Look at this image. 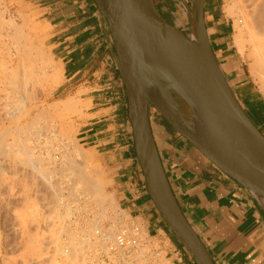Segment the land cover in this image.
Segmentation results:
<instances>
[{"label":"water","instance_id":"obj_1","mask_svg":"<svg viewBox=\"0 0 264 264\" xmlns=\"http://www.w3.org/2000/svg\"><path fill=\"white\" fill-rule=\"evenodd\" d=\"M93 2L107 26L148 196L193 263L215 264L174 195L149 120L152 107L222 173L264 198V133L236 97L212 51L199 22L203 0H191L187 8L190 35L168 19L156 0Z\"/></svg>","mask_w":264,"mask_h":264},{"label":"crops","instance_id":"obj_2","mask_svg":"<svg viewBox=\"0 0 264 264\" xmlns=\"http://www.w3.org/2000/svg\"><path fill=\"white\" fill-rule=\"evenodd\" d=\"M156 2L165 13L163 3ZM33 3L39 22L48 30L53 54L63 63L65 90L79 93L86 107L83 137L112 170L119 207L150 235L168 242L173 264H194L170 234L144 186L107 26L93 0ZM150 125L174 195L215 264H264V205L259 198L174 129L167 131L163 123L157 128L151 121Z\"/></svg>","mask_w":264,"mask_h":264},{"label":"rangeland","instance_id":"obj_3","mask_svg":"<svg viewBox=\"0 0 264 264\" xmlns=\"http://www.w3.org/2000/svg\"><path fill=\"white\" fill-rule=\"evenodd\" d=\"M31 1L30 0H0V46H1L0 47V65L3 68L2 69L0 66V96H1L0 97V131L4 128L15 127L18 124L19 125L25 124L26 122L30 121L31 118H35V120L38 121L39 124L37 123V127H38V125H40V127L42 126L41 129L44 127L45 131L43 129L42 131L40 130L41 133L39 132L43 136H41L39 133L36 135L33 134L32 135L33 137L31 135L29 136L30 133L26 130V132L24 131L25 134H24V132H21L19 134L20 138H17V136H15V135L14 136L8 135L6 137V139L9 142H11L13 139L12 143H14V140H15L11 154H12V156H14L13 151L15 153L17 150L16 153H18V154L15 153V155L17 157L20 155V157H21V159H20V157H18V159L16 161H18V160L24 161V158L27 154V151L29 152L28 153L29 156L33 157V158H35V157L37 158L36 155H38V154L42 155V157H43L42 160L44 159V161L41 160V162H37V159H36L35 167H37L36 170H38V167H40V166H41L43 171L46 170V171H44L45 173L43 172V174H45L46 176L42 177L41 175L40 176L38 175L39 178H37V180L35 179V184L33 186H35V185L39 186L42 183L43 185H41V186H44V188L42 189L41 186H39L42 189V190H40V192H42V194H43L44 190L45 191L47 190V192H44L45 193L44 195L39 194V192L37 193V191H39L40 188L38 190L37 189L35 190L34 188H37V187H33L32 183H29V186H25V184L28 183V181L34 182V180L28 178V176H31V174L34 173L33 170H31L32 171V173H31L29 170L26 171V169H24L25 167L28 169L34 168V167H32V164L25 162L27 164L26 165L23 161H20V162L24 163V166L26 165L24 167L22 165V163L19 164V162H17L19 164L18 165L14 160H12V163L15 162L17 165H15V163H14V165L13 164L10 165L6 161H5V163H2L3 160H10L11 161V158L16 159V156L11 157L10 159H9V157L11 156L10 154H9L10 156H7V157L6 156L0 157V166H1V168L3 167V169L5 168L4 169L5 171H2V169H1V175L3 176V173L7 174V175H9V173H10V175H11L14 172H15L14 175H17V173L20 175V173H21L22 178H20L19 175H17V178L13 175L15 179H12V180L10 179L12 181V183L16 184L13 182V180L16 181V179H18V181H19V178H20V182H22V180L24 181V179H25L27 182L24 184V187H27L28 190L32 187L30 190L33 191V189H34L35 193H37L39 196L34 195L35 193H33L30 190H29V193H32V194L27 193L26 188H25L26 190L25 189L23 190V185H22L23 182L22 183L19 182V183L21 185L20 190L22 188L23 191L22 190L21 191L24 193L22 194V192L20 190L17 192H19V195L21 193L23 196H24V194H27V196L32 195L31 197H33V198H31V197H28V198H30V200L32 199L34 202H36V199L39 197L38 200L41 199L40 200L41 204L38 203L39 201L36 204L38 207H39V205H40V207H41V205L43 206L44 211H46L44 213L47 217L42 213L43 212L42 207L39 208L41 211V214L44 215L43 217L48 218L52 213L51 208L49 207L50 203H47V202H51L49 200L50 197L47 196L48 193H49V196L54 197L56 193L57 194H61V193L66 194V191H67L64 188L66 187L67 182H68V178L66 179V177L68 175L65 171H61V173H60V171L58 172V170L60 169V168H58V166H59L58 164H60V161H62L61 156H62L63 152L65 151V149L67 151H69V149H70V153L72 156L74 155L72 153H74L75 151L79 152L81 154L83 153V154H85L83 157V161L79 160V159L75 160V158L73 157L74 164L79 165L81 163L80 167H82V169H84V170L86 169L90 175L93 174L92 177H94L95 179L103 181V183H104L103 193H104V195L107 196L109 203H111L110 207H108V210H107L108 216L112 217L114 220H119L121 218L122 222H124L122 224L129 225L132 222H135L136 218L130 216L126 210H123L119 207V204L116 200V196H115V192H114L115 185H114V175H113L112 170L109 167H107V164L100 159V155L95 154L88 147V143H86L87 140L83 137L84 133L82 131L88 126V124L85 123L86 120L84 117V110H86V107H85L84 103L80 100V94L79 93L75 95V93H71V92H68L65 90V88L68 85V82L65 81L66 76L64 74L63 63L59 60V58H57L53 54V51L51 49V42L49 40L48 30L46 27L41 25V23L39 22L38 15H37V12L35 9V4L33 3V5H32ZM160 1L163 3V5L166 9L165 14L167 15L168 19L171 20L172 22H174V24L177 25L178 27H180L183 31H185V33L190 35L188 32V16H187V12H186L184 5L180 4L179 0H160ZM185 1L188 4H190L191 0H185ZM206 3H207V7L205 9V26H206L208 35L210 37L209 42H210V46L214 52V55L219 62L220 68L221 67L224 68L223 69L225 71L224 75L227 78V80H228L231 88L233 89L236 97L242 103L243 107L245 108L246 112L251 117V119L254 121V123L264 133V112L261 113V115H259V116H255V114H254V112L256 113L261 108H264V92L259 88L258 80H256L255 77H253V75L251 74V72L249 70L250 59L245 57L244 55H242L239 52V50H237V45L234 42L233 38H234L235 28H233V26H232L233 25V23H232L233 17L231 15H229V12L225 11V8H224L227 5L231 4V0H212V1L206 0ZM221 29H222V31H220ZM211 32H213V34ZM29 43L32 46L34 45V47L31 48L32 46L31 45L29 46ZM24 45L25 46L28 45L30 48H28L27 46L24 47ZM22 47H24L25 49L27 48L28 51ZM36 47H37V49H36ZM24 51L29 52V54L27 53L28 56L30 57V59L27 58V59H29L28 62H26L25 61L26 59H24V57H23ZM38 54H39V56H38ZM20 55H22V56H20ZM19 56L23 57V59H24L23 64H21L23 59L20 58ZM24 56H26L25 53H24ZM28 56H26V57H28ZM25 62L27 64L29 63L30 65H32L33 69H31L32 67L31 68L27 67V66L25 67L24 66V65H26V64H24ZM39 63L42 65H40ZM29 64H28V66H30ZM52 66L54 67V69L52 68ZM22 67H24L25 70H23ZM16 68H18L17 73L15 72ZM19 68H21V69H19ZM27 68H30V70H33L32 75H33V72L35 73V76L30 75L31 79H32V77H34L33 80H35V82H33L31 79H29V81L27 80L28 78H30V76L27 73H31L30 71H28L29 69H27ZM34 68H36V69L34 70ZM8 69H9V71H8ZM12 71L14 73L12 77H14V75H17V74H19V75H17V76H19V78H21L24 75L26 76V74L29 76L28 78L26 76V81H27L26 85H25L26 81L23 79V77H22V80L18 79V81L20 80L21 82H24L23 83L24 87L25 86L26 87L24 88L22 85V88H24V90H23L24 92H22V90H20L21 93L19 94V90H18V93L16 91L17 95H14L16 93L10 87V83H9L10 82L9 80H11L10 79L11 75H9V74H11ZM20 71H22L21 73L23 75L21 73H19ZM23 71H25V72L23 73ZM39 72H40V74H39ZM52 72L55 75H52ZM5 76H8L9 79H8V77L6 78ZM17 76H15V77H17ZM50 76H54L55 78L54 77L53 78L55 80L53 81L52 80L53 78L51 77V80H52V82H51ZM2 78L5 80H3ZM6 79H7V81H6ZM27 89H29V90H27ZM28 91H29V93H28ZM31 91H33V92L31 93ZM25 92L27 94L31 93V95L28 96ZM22 93H24V95H26L25 97L28 96L27 98L23 97V98H25L23 100H25L27 102L25 104H23L24 106H22V109L21 108L17 109L18 112L16 114V111H14L13 108H17L19 106L18 104H20V102H18L17 100H18L20 95L23 96ZM18 94H19V96H18ZM20 99H19V101H20ZM66 101L69 102V105L67 106L68 108H64L62 106V104ZM13 113H15L16 115L15 114L13 115ZM11 115H13V116H11ZM35 116H37L38 118H36ZM149 119L154 124L155 128H157V126L160 125V123L161 124L163 123L164 124L163 126H165V129L167 131L173 132V128L152 107H149ZM42 132H44V133L42 134ZM23 136H25V137L22 138ZM27 136L31 139L30 140L28 138L29 139L28 145L30 147L32 145L37 146V147L32 146L31 147L32 150H30V148H28L27 150L23 149L24 151H26V153L24 154L23 150H21L22 146L18 147L19 145H21V142H17L18 141L17 139H21V138L25 139ZM34 138L37 139V141L40 144H36L38 142ZM38 138H40V139L38 140ZM10 139H11V141H10ZM60 139H61V143H59ZM46 141H48V142H46ZM31 143H33V144H31ZM16 144H17V147H16ZM57 144H59V145H57ZM62 145H63V147H62ZM73 146L76 148V150H75V148H73ZM14 147H16V148H14ZM19 148H20V150H19ZM14 149H16V150H14ZM18 151H20V152H18ZM32 151H34L36 153L38 151V153L37 154L34 152L32 153ZM22 152L24 154V157L22 156L23 154L21 155ZM50 156H52V157H50ZM86 156H87V158H86ZM1 158H4V159L2 160ZM50 158H52L53 160ZM85 158L88 160H86ZM47 159H49V160H47ZM50 160H52L51 163H50ZM78 161H81V162H78ZM1 163L4 165H2ZM9 163H11V162H9ZM41 163H43L42 165H45L46 169L44 167H42V165L39 166V164H41ZM6 164H8V165H6ZM28 164L31 165V166H29L30 168L27 167ZM82 164L85 166H83ZM21 165L23 166L22 167L23 169L21 168ZM53 165H54V167H53ZM89 165H90L91 169L89 168ZM18 168H21L22 172ZM52 168H55V169H52ZM56 168H57V170H56ZM92 168H94V169L92 170ZM17 170H19L20 172L19 171L16 172ZM48 170H50V172H47ZM28 172H30V174ZM46 172L48 173V176H47ZM55 172H56V174H54ZM62 172L64 174V177H65V173H66V177L64 179H60V177L63 178ZM49 173H51V174H49ZM7 175H5L3 177L0 176V179L2 180V182H4L3 179L6 180L8 178ZM23 175L24 176L26 175L28 180ZM34 175L36 177L37 173L32 174V176H34ZM49 175L53 177L52 178L53 180L52 179L51 180L54 181V183L51 182V180H50V182H47V181H49V177H50ZM13 176L11 175V177L9 176V178H13ZM35 177H32V178H35ZM44 177H46V179H47V180L44 179L46 181L45 183L46 184L50 183L48 187H46L48 184L44 185V181L43 182L41 181L42 180L41 178H44ZM8 179H7V181H8ZM39 180H40V184L37 183V182H39ZM64 180L66 183L63 182ZM11 181H8V183H11ZM18 181H16V182H18ZM12 183H11V185H12ZM51 183H53V184H51ZM30 184H31V187H30ZM7 185L11 187L10 184H7ZM16 185H19V184L17 183ZM26 185H28V184H26ZM51 185L53 187H51ZM56 185H58L59 187L57 186V188H55ZM10 187L8 188V192L12 191L13 193H11V194L14 196V193H16L15 192L16 189H14V188H17L18 186H16V187H15V185L12 186V187H14L13 188L14 191ZM50 188H55V189H57V191H60V193L54 189L55 191L52 190L53 195H51L52 193L50 191L51 190ZM2 191H4V190H2ZM54 192H56V193H54ZM16 194H18V193H16ZM35 197H36V199H34ZM42 197H44V198L42 199ZM113 197L115 198L114 205H112L113 201H114ZM51 200H52V198H51ZM43 202H45L46 204ZM11 204H13V203H11ZM18 204L19 203H17L16 205H18ZM11 206H13V205H11ZM15 207H16V209L19 208V207L17 208V206H15ZM46 207L48 209L50 208L49 210L51 212L49 210L47 211ZM19 209H21V206ZM113 214H114V216H113ZM80 216L81 217L82 216L83 217H87V216L92 217L93 212L88 211V212H86V215L84 213ZM82 219H84V218H82ZM6 222H7V224H6L7 230H8V228H9V230H11V231L8 230L6 232H8L9 234L11 233L10 237L13 239L14 242L16 241L15 239H17L18 236L13 238L12 235L15 233L14 236H16V234L18 233L19 239L17 241L20 240L18 242V244L20 242L22 244L23 239L20 237V231H18V232L14 231L13 232L12 227L14 225L12 224V220L8 219ZM26 222L28 224V221H26ZM108 222L110 223V218L105 219L102 222V224H105V225L109 224ZM10 224L12 225V227ZM19 226L20 225H18V228H19ZM28 226H29V224L27 225V228L24 229L25 231H26V229H28ZM119 226L120 225L116 226V230L119 228ZM31 227L32 226H29V230L26 232L24 231V234L29 233ZM44 227L46 228V230H42L43 232L44 231L45 232L42 233L41 235H42V238H44V240H46L47 237H49L48 236L49 233L51 234L52 232H49V231H51V229H48L49 226H44ZM141 227H142L141 228L142 235L146 236V241L144 244V245H146V247L143 246L144 248H141L142 249L140 252L141 254L139 253L140 255L137 256V259L136 258L133 259L134 260L133 264H140V263L144 264V262H149V264H150L152 261H153L152 262L153 264H154V262H155V264H170V262H168V259L165 256L166 247L168 246V242L163 243L162 241H160L155 236H152V235L147 236L148 233L146 231V228L144 226H141ZM31 231H33V229H31ZM8 233H7V237L9 235ZM60 235H61V237L59 236L60 239L63 238L62 240H60V242L63 241V245H64V243L66 241L65 240L66 236H65V234H62V233ZM62 235H63V237H62ZM86 237H88V236L86 235ZM11 238L9 239V237H8L7 241L9 242L11 240V242H13ZM173 238H175V237L173 236ZM21 244L18 245L19 248H17V251L19 250V252L16 251L17 253L15 256H17L18 253L21 254V251H22L21 248H23V245H22V247H20ZM44 250H45V252L46 251L48 252L49 248L44 249ZM49 252L46 253V255L51 253V252L50 253ZM20 254H18V256ZM59 258L60 257H58V260H59ZM87 260H86L87 264H90L91 261L88 260L90 262L89 263ZM138 260H140V261L138 262ZM143 260H145V261L142 262ZM93 263H91V264H93ZM39 264H41V262ZM43 264H45V262Z\"/></svg>","mask_w":264,"mask_h":264},{"label":"bare ground","instance_id":"obj_4","mask_svg":"<svg viewBox=\"0 0 264 264\" xmlns=\"http://www.w3.org/2000/svg\"><path fill=\"white\" fill-rule=\"evenodd\" d=\"M179 1H180V4L184 5V7L186 9V12H187V8H188L189 4L185 0H179ZM206 7H207L206 0H203V15L201 14V16L199 17V22H200L201 25H202V23H204V26H205V9H206ZM224 8H225V11H228L229 12V15H231L233 17V21H232L233 25L232 26H233V28H235V33H234V38L233 39H234V42L237 45V50H239V52L242 55H244L245 57H247V58L250 59V61H249L250 62L249 63V70H250L251 74L253 75V77H255L256 80H258V83H259L258 86H259V88L264 92V0H231V4L230 5H227ZM189 13L192 16V14H193L192 8L189 9ZM187 16H188V14H187ZM205 29H206V26H205ZM211 33L213 34V32H211ZM206 35H207L208 41H209L210 37L208 35L207 29H206ZM193 41H194V43L197 44L195 29H193ZM30 45L31 44L29 43V46ZM26 46L28 48H30L28 45H26ZM26 46L24 45V47H26ZM24 47H22V48H24ZM33 47H34V45L31 48H33ZM36 49H37V47H36ZM25 50H27V48ZM192 52H195V51H192ZM24 53H25L26 56H28V54H29V52H25V51H24ZM24 53H23V57H24V59H26L25 61L28 62V60L30 59V57L29 56L28 57L24 56ZM195 54H198V53H195ZM20 56H22V55H20ZM38 56H39V54H38ZM23 57H20V58L23 59ZM199 57L204 58V54H202V52H200L199 53ZM27 58H29V59H27ZM24 59H23V61H22L21 64H23ZM26 62L24 63V64H26L24 66L25 67L27 66V67H30L31 68L32 65H30L28 63L30 65V66H28V64ZM40 65H42V64H40ZM1 68H2V66H1ZM30 68H27V69H29L28 71H30L31 73H27V74L29 76L30 75L31 76H33V75L35 76V73L34 72H33V75H32V71L33 70H30ZM52 68L54 69L53 66H52ZM17 69L18 68H16V71H15L16 73L18 71ZM19 69H21V68H19ZM22 69L25 70L24 67H22ZM31 69H33V67ZM35 69L36 68H34V70ZM8 71H9V69H8ZM21 72L22 71H20L19 73H21ZM24 72L25 71H23V73ZM13 74H14L13 71H12L11 74H9V75H11V77H10L11 80H9L10 81L9 82L10 83V87L15 91V93H16V91L18 93V90H19V94H20L21 93L20 90H22V92H24L23 90H24V88L26 86L24 87V84H23L24 82H21L19 80L21 82L20 83L18 81V79H21L22 80V77H23V79L26 81V76H27V78L29 76L26 74V76L24 75L21 78H19V76H17L19 74L14 75V77H12ZM39 74H40V72H39ZM52 75H55V74H53V72H52ZM15 76H17V77H15ZM31 76H30V78L27 79L28 81H29V79H31ZM5 77L7 78L8 76H5ZM51 77L53 78L54 76H50V80H51ZM33 78L34 77H32L31 80L33 82H35V80H33ZM54 78L52 79L53 81L55 80ZM8 79H9V77H8ZM3 80H5V79H3ZM52 80H51V82H52ZM6 81H7V79H6ZM26 83H27V81L25 82V85H26ZM22 85H23L24 88H22ZM27 90H29V89H27ZM32 92L33 91H31V93ZM17 93L14 94V95H17ZM28 93H29V91H28ZM31 93L30 94H27L26 93V94L29 96V95H31ZM19 94H18V96H19ZM22 94H23V96L20 95L19 98H18V100H17L18 102H20V104H18L19 106L17 107L15 105L17 108H13L14 111H16V114L18 112L17 109H19V108L22 109V106H24L23 104H25L27 102V101H25L23 99L27 98L28 96L25 97L26 95H24V93H22ZM23 97H25V98H23ZM19 99H20V101H19ZM68 105H69V102H67V101L62 104V106L64 108H68L67 107ZM263 112H264V108H261L256 113L254 112V114H255V116H259ZM14 114L15 113H13V115ZM13 115H11V116H13ZM35 117L38 118L37 116H35ZM37 123H38V121L35 120V118H31V120L28 121V122H26L25 124H22V125H19L18 124L15 127H9V128L2 129L0 131V157L1 156H6L7 157V156H10L11 155L9 157V159H10L11 157L16 156L15 155V153L17 152L16 149H14V150H16L15 153L13 151V155L14 156H12V154H11L12 153V148L14 146L13 144L15 143V140H14V143H12L13 139H12V141L10 139L11 142H9L6 139V137L8 135L9 136L10 135L11 136L12 135L13 136L15 135V136H17V138H20L19 137V134L21 132H24V131L26 132V130L30 133V134L28 133L29 136L30 135L32 136L33 134L36 135L39 132L41 133V131L44 129V127L42 129H41L42 126L40 127V125H38V127H37ZM44 131H45V129H44ZM25 132H24V134H25ZM43 133L44 132H42V134ZM41 136H43V135H41ZM24 137L25 136H23L22 138H24ZM22 138L21 139H17L18 140L17 142H21V145H19L18 147H21L22 146L21 147L22 148L21 150H23V149L27 150L28 148H30V150H32L31 147L33 145L31 147L28 145V140L30 138L28 136L25 139H22ZM39 139L40 138H38V140ZM35 140L37 141V139H35ZM46 142H48V141H46ZM59 143H61V139H60V142ZM17 144H16V147H17ZM31 144H33V143H31ZM36 144H40V143L38 142ZM57 145H59V144H57ZM16 147H14V148H16ZM33 147H37V146H33ZM62 147H63V145H62ZM73 148H75V147L73 146ZM19 150H20V148H19ZM75 150H76V148H75ZM18 152H20V151H18ZM23 152H24V154L26 153V151H24V150H23ZM23 152L21 153V155L23 154ZM33 152L34 151H32V153ZM28 153L29 152L27 151V154H26V156L24 158V161L23 160H20V161H23L24 163L25 162H28V163L32 164V167H34L35 169L34 168L28 169V168L25 167L27 165L26 163H25L26 165L24 166V163L23 162H20L19 160L16 161L18 159V157H20V155L18 157L16 156V159L15 158H13V159L11 158V161L10 160H3L5 157L4 158H1L3 160L2 163H5V161H6L10 165H12V164L14 165L15 162L16 163L19 162V164L22 163V165L25 167L24 169H26V171L29 170L32 173L31 170H33V172L35 174L37 173V175H36V177H35V175L32 176V174H34V173H32L31 176H28L27 175L28 178L34 180V182L28 181V183H26L27 181L24 179L25 182L22 180V182H23L22 183V182H20V178H22V175H21V173H20V175L17 173V175H19L20 178H19V181H18V179H16V181H18V182H16L15 180H13L14 183H16V184L18 183L19 184V185H16V184H13L12 181H11L12 179H15L14 176L17 178V175H14L15 174L14 171H13L14 173L12 172L13 174H11L12 176L14 175L13 178H9V176L11 177L10 173H9V175H7V174H4L2 172L3 173V176L7 175V177L9 178V179L8 178L7 179H8V181H11L12 185H11V183H8L7 179L6 180L3 179L4 182H2V180L0 179V264H28V263L29 264H39L40 262H41V264H43L44 262H45V264H47V263L48 264H87L86 260L88 258H89L88 260H90L91 263L94 262L93 264H103L102 261L98 258L99 252L107 251V246H108L109 242L113 240L114 235L116 233V226L120 225V226L124 227L125 224H122L124 222H122L121 218L119 220H114L112 217H109L108 216L107 210H108V207H110L111 203H109V200L107 199V196L104 195V193H103V187H104L103 181L95 179L94 177H92L93 174L90 175L87 172L86 169L85 170L82 169V167H80V164L81 163L79 165L78 164H74L73 157L75 158V160L76 159L77 160L79 159V160H82L83 161V157H84L85 154L82 153L83 154L82 155L81 153L75 151L74 153H72V154H74L72 156L71 153H70V149H69V151H67L65 149V151L63 152V154L61 156L62 157V161H60V164H58L59 166L57 164L56 165L58 166V168H60L58 170V172L60 171V173H61V171H65L67 173V175H68L66 177V173L64 172L66 179L68 178L67 185L64 188L67 191H66V194H63V193L57 194L56 192H54V193L57 194V195L55 194L54 197L49 196V193H48L47 196L50 197L49 200L51 202H47V203H50V206L49 207L51 208L52 213H51L50 216L48 215L49 216L48 218H46L47 216L44 213L46 211H44L43 206L41 205V207L43 208V212L42 213L46 217H43L44 215L41 214V211L39 209V208H41L40 205L38 207L37 204H36L38 201H39L38 203L41 204V201H40L41 199L38 200L39 197L36 199V197H37L36 196L34 198V199H36V202H34L32 199H31L32 200L31 201L30 198H28V197H31L32 195H30V196H27V194H24V196L22 195L24 193L22 191L25 188L27 189V187H24V184L25 183L28 184V185L25 184V186H29V183H32V186H33L35 184V179L37 180V178H39L38 175L39 176L41 175L42 177L43 176H46L45 174H43V172L46 171V170L43 171L42 168H41V166H40L43 163L39 164L40 167H38V170H36L37 167H35V165H36V162H35L36 159H37V162H41V160L43 158L42 155L40 154L41 155L40 156L38 154V155H36L37 158L36 157L33 158V157H30ZM34 153H36V152H34ZM37 153H38V151H37ZM16 154H18V153H16ZM24 154L22 155L23 157H24ZM50 157H52V156H50ZM86 158H87V156H86ZM20 159H21V157H20ZM50 159H52V158H50ZM12 160H14L15 162L12 163ZM47 160H49V159H47ZM52 160H50V163H51ZM86 160H88V159H86ZM42 161H44V159ZM9 162H11V163H9ZM78 162H81V161H78ZM16 163H15V165L18 164V163L17 164ZM8 164H6V165H8ZM2 165H4V164H2ZM22 165H21V168L23 167ZM29 166H31V165L28 164L27 167H29ZM83 166H85V165H83ZM42 167L45 168V165H42ZM53 167H54V165H53ZM21 168H18V169L21 170ZM89 168H90V165H89ZM1 169H2V171H5L4 170L5 168L3 169V167L1 168V166H0V176H2L1 175ZM52 169H55V168H52ZM93 169L94 168H92V170ZM50 170H48L47 172H50ZM56 170H57V168H56ZM18 171L19 170H17L16 172H18ZM21 172H22V170H21ZM30 172H28V173L30 174ZM47 172H46V174L48 176V173ZM51 173H49V174H51ZM54 174H56V172ZM62 175L61 176L63 178L60 177V179H64L65 178L63 172H62ZM24 177L27 179L26 175ZM32 177H35V178H32ZM50 177H49V181H47V182H50V180L53 178L52 176H50ZM41 179H42L41 180L42 182L44 181V185H45L46 184L45 183L46 182L45 180H47L46 177L41 178ZM52 180H51V182L54 183V181H52ZM19 182L22 183V185H23V190L21 188L22 191L20 190V186L21 185H20ZM63 182L66 183L65 180ZM37 183L40 184V180ZM53 183H51V184H53ZM7 184H10L11 187L8 186ZM49 184L46 187H48ZM13 185H15V187L18 186L19 188L18 187H17L18 189L17 188H14V187H12ZM41 185H43V184L41 183L39 186H41ZM39 186L38 185H35L33 187H37V188H34V189L35 190L36 189L38 190L40 188ZM57 186L58 185H56L55 188H57ZM9 187L12 190H13V188L16 189L15 192L18 193V194L14 193V196H13L11 194V193H13L12 191L11 192L10 191L8 192V188ZM30 187H31V184H30ZM51 187H53V186L51 185ZM41 188L43 189L44 186H41ZM41 188L39 189V191H37V193L39 192V194L44 195L45 194L44 192H47V190L46 191L44 190V192L42 194V192H40V190H42ZM55 188H50L51 190L49 189L51 191V193H52L51 195H53L52 190H54ZM1 189L4 190V191H2ZM34 189H33V191L32 190H30V191H32L33 193H35ZM19 190L22 192V194L20 193V195H19V192H17ZM29 190L28 189L26 190L27 193H29ZM55 190L57 191V189H55ZM57 192L60 193V191H57ZM37 193H35L34 195H38ZM29 194H32V193H29ZM44 197H42V199ZM31 198H33V197H31ZM51 198H52V200H51ZM113 200L114 201H113V204L112 205H114V203H115V198L114 197H113ZM259 200L264 205V198L259 197ZM45 202H43V203H45ZM11 203H13V204H11ZM17 203H19V204L16 205ZM11 205H13V206H11ZM19 205L21 206V209H19L20 208ZM15 206H17V208L18 207L19 208L16 209ZM49 209L46 207V210L47 211ZM88 211L93 212V216L92 217H88V216L87 217H83V216L81 217L80 216V215H82L84 213L86 215V212H88ZM113 216H114V214H113ZM108 217L110 218V223L108 222L109 224H106V225L105 224H102V222L105 219H109ZM82 218H84V219H82ZM8 219L9 220H12V224L14 225L12 227V225L10 224L11 227H12V229H13V232L14 231L15 232L16 231L17 232L20 231V237L23 239V243L22 244H21V242L19 243V244H21L20 247H22V245H23V248H21L22 249L21 254L18 253V254H20L19 256H18V254H17V256H15L16 253L19 252V250L17 251V248H19L18 242L20 241V240L17 241L19 239V235L17 233L16 236H14L15 233L14 234L12 233L13 234L12 235L13 238L18 236V238L15 239L17 242L16 241L14 242L13 239L10 237L11 236L10 235L11 233L9 234L8 232H6V231L9 230V228L7 230V227H6V224H7L6 221ZM26 221H28L29 226H32V227L30 228L29 233H25L24 234V231H25L24 229L27 228V225H28ZM18 225H20L19 228L21 230L18 228ZM29 226H28V229H26V231L29 230ZM44 226H49L48 229H51V231H49V232H52L51 234L49 233V235H48L49 237L46 236L47 234L45 235L47 237L46 240H44V238H42V235H41L42 233L45 232V231L43 232L42 230H46V228ZM31 229H33V231H31ZM9 231H11V230H9ZM7 233L9 234L8 235L9 239L11 238L13 242H11V240L9 242L7 241V239H8ZM61 233L62 234H65V236H66V239H65L66 241H65L64 245H63V241L60 242V240L63 239V238L60 239V237H61L60 234ZM86 235L88 237H86ZM62 237H63V235H62ZM47 248H49L48 252L49 251L51 252V253L49 252L50 254H48V255H46V253H48V252L47 251L45 252V250H44V249H47ZM141 248H144V247H140V249ZM140 252H141V250H140ZM140 252H138V253H140ZM140 254H138V255H140ZM58 257H60L59 260H58ZM140 260H138V262ZM144 261L145 260H143L142 262H144ZM152 262L150 264H153ZM133 263H131V264H133ZM144 264H149V262H144ZM154 264H155V262H154Z\"/></svg>","mask_w":264,"mask_h":264},{"label":"built area","instance_id":"obj_5","mask_svg":"<svg viewBox=\"0 0 264 264\" xmlns=\"http://www.w3.org/2000/svg\"><path fill=\"white\" fill-rule=\"evenodd\" d=\"M140 225L143 226L136 220L129 225H124V227L119 226L113 240L107 246V251L99 252L98 258L103 264H131L134 257L137 259L138 252L142 250L140 247H146L144 245L146 236L142 235ZM147 233V236L150 235L148 231ZM165 256L168 262L173 264L167 252V247ZM178 257L180 258V254H178Z\"/></svg>","mask_w":264,"mask_h":264},{"label":"trees","instance_id":"obj_6","mask_svg":"<svg viewBox=\"0 0 264 264\" xmlns=\"http://www.w3.org/2000/svg\"><path fill=\"white\" fill-rule=\"evenodd\" d=\"M117 76L120 78L119 74H118V71H117ZM168 125V124H167ZM169 126V125H168ZM165 224V223H164ZM166 226V225H165Z\"/></svg>","mask_w":264,"mask_h":264}]
</instances>
